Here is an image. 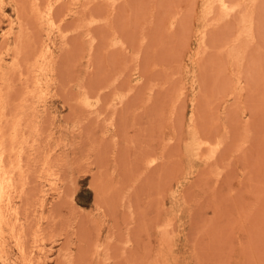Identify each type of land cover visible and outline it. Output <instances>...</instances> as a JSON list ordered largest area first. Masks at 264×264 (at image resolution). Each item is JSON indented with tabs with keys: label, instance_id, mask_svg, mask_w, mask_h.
Returning <instances> with one entry per match:
<instances>
[{
	"label": "rangeland",
	"instance_id": "374dc122",
	"mask_svg": "<svg viewBox=\"0 0 264 264\" xmlns=\"http://www.w3.org/2000/svg\"><path fill=\"white\" fill-rule=\"evenodd\" d=\"M0 264H264V0H0Z\"/></svg>",
	"mask_w": 264,
	"mask_h": 264
},
{
	"label": "bare ground",
	"instance_id": "6f19581e",
	"mask_svg": "<svg viewBox=\"0 0 264 264\" xmlns=\"http://www.w3.org/2000/svg\"><path fill=\"white\" fill-rule=\"evenodd\" d=\"M0 188H1V185H0Z\"/></svg>",
	"mask_w": 264,
	"mask_h": 264
}]
</instances>
